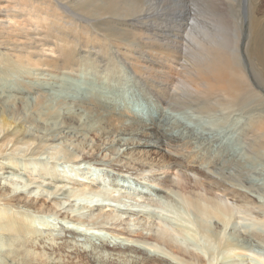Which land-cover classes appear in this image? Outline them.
Returning <instances> with one entry per match:
<instances>
[{
    "label": "bare ground",
    "instance_id": "bare-ground-1",
    "mask_svg": "<svg viewBox=\"0 0 264 264\" xmlns=\"http://www.w3.org/2000/svg\"><path fill=\"white\" fill-rule=\"evenodd\" d=\"M222 1L220 0V3ZM141 4V0H0V184L3 185L0 191L4 190V192L7 191L6 194H9L15 193V189H19L8 183V179L13 176L23 179L22 182L24 183L22 185L24 188L16 191L21 194H13L16 197L10 200L11 205L37 206L40 201L44 200L41 204L42 210L64 215L66 211L60 208L59 204L63 205L61 201L57 204L58 199L74 195L81 188H84L81 192L88 188L90 191L106 193L108 187H117L119 182L127 177L124 172L145 171L147 167H153L151 165H155L156 162L160 164L168 155L173 154L172 149H187L199 137L205 136L180 117L170 114L168 110L172 108H185V112L194 119L198 118L197 114L211 115L212 112L222 113L223 110L233 112L238 107H243L244 111L248 113L249 109L245 125L241 126L240 129L241 138L250 140L253 137L250 142L252 145L257 140L254 137L261 133L262 135L260 134L259 137H262L260 138L262 141L259 145L262 146V149L258 151L256 156L264 159V106L263 109L259 108L262 110L260 116L257 117V113L260 111L257 110V113L255 111V106L260 105L261 101L263 103L261 95L264 97V93L261 90V85L264 84V81L260 75L264 71L262 68L260 69V64L258 65L256 53L249 51L250 44L246 45L244 51L248 52L246 55L259 84L252 81L247 71V60L244 58L241 49L240 32H237L234 40H232L231 36L229 38L226 26L217 25V28L212 29L202 25L197 18L193 19L187 34L188 40L183 43L184 47L182 46L183 49L180 51L182 56H178L176 54L178 51L175 52L174 50L176 57L170 49L165 51L166 49L163 50L160 47L152 48L147 51V54L145 50L142 53L135 52V50L129 53L130 47L121 41L123 38L120 39L123 34L127 35L124 29L127 24L119 17L124 16L125 13H136L142 6ZM144 45L146 46V44ZM123 47L127 52L122 51ZM172 48H174L173 45ZM122 52L123 54H121ZM80 74L93 79L97 76L102 81L112 79L113 82L137 84L144 90L146 97H155L160 109H152V106L149 105L145 115L144 109L127 99L125 92L119 90L104 91L103 88L95 87L94 84L71 82V75ZM27 77H32L33 81L26 82ZM33 92L41 97L36 104H32L29 99ZM199 116L201 117V115ZM204 118L206 119V117ZM213 118L215 117L213 116ZM90 134L96 137L99 142L98 145H90L85 141V138ZM5 139H10V141L3 142ZM71 139L80 141L81 145L78 146L79 155L67 152L70 161L78 162L77 159L97 161L96 159L100 154L102 155L101 158L103 156L109 157V164L98 162V165L105 166L108 164L116 172L106 170L105 173L99 175L98 173L103 171V168H97L83 180L66 174L64 170H59V162L55 160L59 159L57 152L53 154L55 159L52 160V164L46 162L48 156L44 154L51 150L54 143ZM23 144L28 145L27 149H22L21 145ZM259 145L258 147L255 145L256 149L260 148ZM117 147L122 150L120 153L114 150ZM247 149L250 148L247 147ZM224 157L225 155H221L218 158L220 165L222 160L225 161ZM177 158H175L176 161ZM242 159L236 157L233 160L230 159L229 162L237 167L243 175V173L248 172L250 167L254 166L253 163L256 160L252 162L245 158ZM160 167L161 169L166 167L170 170V161L169 163H162ZM258 175L260 174L258 173ZM101 179L102 182H100ZM259 179L262 181L260 187L264 189V177H259ZM175 180L167 175L159 182L157 181V184L146 182L144 186L146 184L153 185L158 193L167 194L170 193V190L176 189L178 184ZM249 181L253 185L258 180L250 177ZM251 184L249 185L252 187ZM139 193L144 194L146 192L143 193V190H139ZM78 195L76 194L77 198H80L79 192ZM171 197L173 198V196ZM188 201L190 208L202 211L209 210L200 200H191L189 197ZM12 202L14 203L12 204ZM178 204L176 205L178 206ZM179 205L183 204L180 202ZM103 206L104 203L99 205L96 208L99 212L93 213L92 216V220L99 222V224L103 221L109 222L108 217H112L111 214L103 212L105 211ZM181 207L179 206L180 209ZM67 211L69 212V210ZM210 211L211 214L217 215L220 219L227 212L226 207H222L217 202L214 203V207H211ZM193 212L196 211L193 210ZM132 213L133 215L139 214L136 211ZM114 216L111 218V220L113 219L112 226L114 219L117 218ZM203 218L204 216L201 219L204 220ZM197 220L199 221L198 218ZM206 220L209 221L208 218ZM122 222L126 221L122 220L110 230L127 235L128 238L125 237V239L129 242L122 240L114 245L113 242H104L99 250L93 247L94 244L91 239L92 234L95 233L93 230V232H84L81 229L71 228L72 226L66 227L67 225L64 226V224L62 225V232L65 235L56 238L44 236L39 234L33 220L28 219L27 215L17 211H0V264L74 263L75 261H72L74 254L82 256L83 264H127L126 261L131 260V258H133V264H191V256L197 258V264L207 263L203 253L202 255L193 254L190 249L179 244L178 240L175 239L176 236H173V231L172 235H169L170 230L169 233L166 232V229L163 232L162 229L158 230L160 226L158 228L153 226L157 233L152 231L154 233L146 234L145 232L148 233L149 230H146L145 225V228L143 227L145 232L142 228H139L141 231H134L130 227L129 229L127 225L120 228V224H125ZM203 223L200 222L199 225ZM102 224L104 225V222ZM207 224L211 225V223ZM207 224L204 226L209 229ZM150 226L152 229V225ZM104 227L106 228V226ZM234 229L238 231L237 228ZM263 229H261V233H264ZM246 231L249 233L246 238L247 242L249 239L251 242L256 237L257 239L260 238L258 234L254 233V229L253 233L249 231V228ZM241 232L240 230L239 233L241 234ZM258 232L260 231L258 230ZM233 234H229L225 238L218 237L226 249L227 246L233 245L244 247V244L241 243L243 240L239 239L240 234L238 235L236 232V235ZM134 236L139 237V242L136 243V240L130 239ZM241 236L244 237V235ZM83 237L84 239H82ZM208 237L211 238L209 234ZM54 238L62 240L61 243H64L58 251L55 250L57 243L53 242ZM262 240L264 241V239ZM146 241L161 243L164 247L177 251L182 258L176 263L173 260L174 257L170 256L171 254L163 252V249L157 251V245L146 244ZM213 241L215 240L213 239ZM87 244L89 247L85 246ZM150 245H153V254ZM37 246L41 248V252L35 250ZM221 246L219 247L221 248ZM202 247L205 248L203 245ZM209 247L208 245L207 248ZM220 248L217 245L216 249ZM103 249L110 251L107 254L109 255L107 259L102 253ZM200 250L203 251V249ZM215 252L211 251L210 253ZM222 252L219 250V255ZM227 252H229L228 249ZM38 253L41 254L42 260L36 262L34 256ZM136 254H142V256Z\"/></svg>",
    "mask_w": 264,
    "mask_h": 264
},
{
    "label": "rangeland",
    "instance_id": "rangeland-1",
    "mask_svg": "<svg viewBox=\"0 0 264 264\" xmlns=\"http://www.w3.org/2000/svg\"><path fill=\"white\" fill-rule=\"evenodd\" d=\"M141 1H142V4H141L142 6H140L139 11H136V13L134 14L125 13L124 16L119 17L122 19L123 22L127 24L124 27L125 33H127V35L123 34L120 39L123 38L121 41L125 45L130 47L129 53H131L132 50H135V52L137 51L139 53H142V51L145 50L147 54V51H150L152 48H158V47L162 48L163 50L166 49L165 51H168L170 49L174 54L177 51L180 53V51H182L184 47L183 46L184 41L188 40L187 34L190 31L191 23L194 18H197L199 22L202 23V25L211 27L212 29L217 28V25L226 26V28H228L227 31H228L229 38L231 36L232 40H234V36L237 34V32H240L241 44H242L241 49H242V54L244 53L243 54V56H245L244 58L247 60L246 61L247 71L252 81L254 83L259 84L256 78V74L253 72L251 65L249 63L250 61L248 60V57L246 55L248 52L244 50H245L246 45L250 44L249 51L252 53H256V55L258 56V65L260 64L259 65L260 69L262 68V70L264 71V65H263L264 64V0H233V1L231 0L222 1L221 0L222 1L221 3H220V0H216V1L215 0H141ZM214 19L217 21L215 22ZM117 26H120V25H117ZM141 44L143 45L146 44V46L145 45L141 46ZM172 45L175 49L172 48ZM149 46L150 48H148ZM123 50L126 51L124 47L122 48V51ZM178 52L176 54L178 56H182L181 53L179 54ZM121 54H123V52ZM83 75L84 74L71 75L70 80L71 82L80 83V84L81 83L92 84V85L94 84L95 87H98L100 89L103 88L102 90L104 91L106 90L118 91L119 90L120 92H125L126 98L130 99L132 103H134V105L138 106L141 109H144L145 115H146V112H148L147 108L149 105L152 106L151 107L152 109L154 108L157 110L160 109V106L157 104L155 97L153 96L151 98L146 97L144 95V90L137 84L133 85V83L131 84L130 82L121 83L119 81L113 82L112 79L102 81L97 76L94 77L95 79H93V78H87L85 75L84 76ZM260 77L264 81V73H261ZM28 81H33L32 77H27L26 82ZM261 86H262L261 90L264 93V84H262ZM40 98H41L40 95H38L36 92H33V94H31V98L29 99L32 104H36L38 103ZM261 99L263 100V103L261 101L260 105L255 106L256 113L260 111L259 112L260 114L257 113V117L261 115L262 110L260 109H263V106H264L263 95H261ZM240 108H241V111H240ZM240 108L239 107L236 108L235 109L236 111H233V112L228 111V110H223L222 113L212 112L211 115L197 114L198 118H195L196 120L194 118H191V116L187 112H185L186 111L185 108H175V109L172 108L168 110L170 114L178 118L180 117V119L190 124V126L198 130L199 133L200 132L203 133L202 135L203 136L205 135L206 137L205 136L199 137L198 140L195 141L196 143L194 142L187 149H182V148L172 149L173 154L168 155L160 164L156 162L157 164L155 163V165H151L153 167H149V168L147 167L148 169L146 168L145 171H142V172L141 171H137V172L131 171L133 173L124 172L126 173L127 177L124 180L120 181L117 187H114V186L108 187V188L106 187L107 188L106 193H98L97 191L96 192L90 191L88 188H85V190H83L84 192L83 191L81 192V190L84 189V188H81L76 191L77 195H78V192L81 194L80 198H77L79 195L76 196V194L73 193L74 195L64 196L58 199L59 201L57 200V204H59L60 201L63 203V205L59 204V206H61L60 208H63V210H65L66 212H68L67 210H69L68 213L65 212L64 214L65 216L61 215V213L56 214L54 212L51 213L47 210H42L41 204L44 202V200L40 201L39 205L37 206L36 205L35 206L23 205V204H20L19 206L11 205L9 202L10 200L16 197V196L14 197V195L21 194L16 191L24 188L22 186L24 185V183L22 182L23 179H20L17 176L15 177L13 176L14 178L10 177L8 179V183H10V185L12 184L14 188L15 187L19 188V189H15L16 190L15 193L17 194H15L14 192L6 194L7 191L5 192L4 190L0 191V199H1L0 200V211H10V212L17 211L19 213H23L27 215L28 219L33 220V224L39 230V234L44 235V236L56 238V237H59V236L61 237L65 235L62 232V225L64 224H65L64 226L67 225L66 227L72 226L71 228L81 229V230H84V232L94 231L95 233L92 234V238H91L94 244L93 247L99 250L102 248V244L104 242H107V243L113 242L112 243L113 245L117 243L118 241H122V240L124 242H129L127 241V239H125V237L128 238L127 235L120 234L117 231L115 233L113 230H110L112 229L113 226H115L119 222L121 223V221L123 220L126 222H122L125 224H120L121 225V227L119 226L120 228H124V226L126 227L127 225L128 228L129 227L131 228V230L134 229V231H137V230L141 231V229L139 228H142V230L144 231L145 230L144 228L146 227V230H149L148 233L146 230H145L146 232L144 231L146 234H149L152 231L154 232L156 231L155 233H157V230H155L156 228L154 227L158 228L159 226H160L159 227L160 229L158 230L162 229V231L164 232L166 229V232L168 233L171 231L169 235H172V231H173V236L174 235L176 236L174 237L176 241L178 240L177 242L179 244H181L185 248L190 249L191 253L193 254L197 253V254L202 255L203 253V255H205L204 257H206L205 260L208 264H220V263L221 264H264V241L262 240L264 239V236H263L264 233L263 232L261 233V229L264 228V211H263L264 210V189L260 187L262 185L260 184L262 181L259 179V177L261 178L264 177V159H261L260 157L256 156L258 151L262 149V146L259 145L261 144L262 140L260 138L262 137H259L261 133H259V135L257 134L258 136L254 137V139L255 140L257 139V140L255 141L253 139V141L255 142L252 143V145H250V142L252 141L251 138L253 137H251L250 140H247L244 137L241 138L242 132L240 129L245 125V122L247 120L246 117L249 114V109L246 108L248 109V113H247L244 111L243 107H240ZM199 115H201V117ZM241 115L242 116L246 115V116L242 117ZM213 116L215 118H213ZM204 117H206V119ZM210 118L212 119L213 122L210 121L211 120ZM218 120L220 121L219 123H218ZM234 121L238 123L236 124ZM241 121L244 123H242ZM196 122L198 123L197 125H196ZM210 124L213 128L210 126ZM216 127L217 128L220 127V128L217 129ZM89 136L85 138V141L88 144L90 145L99 144L98 140L96 139L94 135L90 134ZM9 138H14V137H9ZM9 141L10 139H5L3 142L7 143ZM231 143L232 145H230ZM225 144L226 146H224ZM80 145H81V142L75 139L66 140V141L65 140L58 141L53 144V146L51 147V150H48L44 154L45 156H48V158H46V162H49V164H52V160L55 159V155L53 154L54 152H57L59 159H55V160H58L59 162L58 164L59 170L61 171L64 170L66 174L71 175L73 177H79V179L82 178L83 180H85L87 176H89L92 172L97 170V168H103V171L99 173L97 172L99 175L102 173H105L106 170H110L109 172H113V171L116 172V170H113L112 167L108 166L109 157L103 156L101 158L102 155L100 154H99L100 158L98 156L96 159L97 161L91 160V159H84V160L77 159L78 162L70 161V156L67 152L75 153L79 155L78 146ZM255 145L257 147L259 145L260 148L256 149ZM21 146H22V149H27L28 147L27 144H23ZM227 146H231V147L228 148ZM232 146L235 147V148L233 147L234 150L232 149ZM247 147L250 149H247ZM114 150L119 153L122 151L118 147L117 149H114ZM233 153L234 154L236 153V154L234 155ZM110 154H113V153H110ZM227 154L228 155L230 154V156H228ZM221 155H225L224 157L225 161L220 160L221 161V165H220V163L218 162L219 161L218 158H220ZM236 157L238 159L245 158L246 160H251L252 162L256 160L253 163L254 166L248 169V172H251L252 170L253 171L251 173L245 172L243 173V175H246V176H243L242 173L239 172L240 170L237 169V167L233 166L232 163L229 162L235 159ZM175 158H177V161L175 160ZM261 160L263 163L261 162ZM169 161H170V170L169 168H166V167L164 168L165 170L161 169L160 165L162 163H169ZM213 161L214 163H212ZM98 162L104 163V164L108 163V164H106L105 166H99ZM255 163L257 166L255 165ZM228 165L231 167H229ZM228 167L231 168L232 171ZM232 167L233 168L235 167V168L233 169ZM167 169H168V173H167ZM258 173L260 175H258ZM164 175L165 176L169 175V177L171 179L173 178V180L176 179L175 182H177L178 184L176 186L177 187L179 186V188L176 187V189L174 188L173 191L170 190V193H167V194H160L155 189V186L154 188H153V185L149 186L146 184L144 186V183L146 182L157 184V181L159 182L162 178L165 177ZM235 177L236 179H234ZM250 177L252 179L258 180L259 182L255 181L256 183H253L252 185L249 181ZM100 182H102V179ZM248 183L251 184L252 187ZM257 185L259 186L256 187ZM1 186L3 185L0 184V190H1ZM86 190L90 193H88ZM139 190H143V193L144 192L146 193L144 194L139 193ZM175 195L177 196L175 197ZM171 196H173V198ZM189 197L191 200L192 199L200 200V202H203V204L209 210L202 211L199 209L198 210L194 209L192 207L190 208L189 201H188ZM175 200L180 201L183 205H179L180 202L176 201L177 202L176 203ZM182 201H184L185 203ZM53 202L54 201H52V203ZM215 202H217L222 207H226L227 212L223 215L222 219H220L217 215H214L213 213L211 214L210 209L211 207H214ZM13 203L14 202H12V204ZM103 203H104L103 209H105V211L103 212H106L107 214H111L112 217L116 215L114 217H117L119 220L115 218L116 222L117 221L118 222L116 223L114 219V223L112 226L111 223L113 222V219L111 220L112 217H108L110 219L109 222L103 221L104 225L102 224L103 222L100 223L102 225V228H100L101 225L99 224V222L93 221L92 216L99 212V210H96V208L99 207V205L101 204L103 205ZM175 203L176 204L179 203L178 206ZM210 203L212 206L210 205ZM179 206L180 207L182 206L181 207L182 210L179 208ZM187 208H190V209L188 210ZM193 210L196 212H193ZM135 211L139 214L133 215L132 212H135ZM201 211L204 213H202ZM207 211H209L210 214H208L209 212ZM206 215L207 216L210 215V216L207 217ZM199 216L201 217L199 218ZM202 216H204L203 218L204 220L201 219ZM73 217H75V219H78V220H74ZM206 217L208 218L209 221L206 220L207 219ZM216 217H218L219 219ZM105 218H106V215H105ZM197 218L199 219V221L197 220ZM106 222H108L109 224ZM200 222L201 223L204 222L205 224L211 223V225L207 224L209 226V229H208V227L205 228L206 226H204L205 225L204 223L202 225H199ZM150 225H152V227L154 226L152 228L153 230L150 228L151 227ZM104 226H106L107 229ZM202 226H204V228H202ZM89 228H90V231H89ZM147 228H150L151 230ZM234 228H237L236 230L238 231H235ZM248 228H249V231H252V233L254 229V233L258 234L260 238L257 239L256 237L255 240L254 241L251 240V242L249 239L247 242L246 238L248 237L247 235L249 233H247L246 229ZM251 228L252 230H250ZM255 228H257L260 232H258V230ZM240 230L242 231L241 234L239 233ZM220 231L222 232V234ZM235 232L237 234L238 233L240 234V235L238 234L239 239L241 238L240 240L241 241L243 240L241 243L244 244V247H238L236 245L227 246V249L229 251L227 252L226 247L221 243L220 238L218 236L225 238V236H228L229 234L236 235ZM208 234L209 236H211V238L208 237ZM241 235H244V237ZM206 237L208 239L210 238L211 241H213V239L215 241L211 242L210 239L208 240ZM55 238L53 242L57 243L55 250L58 251L64 245V243H61L62 240L55 239ZM82 239H84V237ZM130 239L136 240V243L139 242L140 240L139 237L137 236L130 237ZM180 240L182 241L180 242ZM206 240L207 242H204ZM84 241H81V242L84 243ZM147 243H153L157 245L156 247L157 251H161L163 249L162 250L163 252H166L169 255L171 254L170 256L174 257L173 260L176 263H178L179 259L182 258V256L177 251L171 248L169 249L167 247H164L161 243L157 244L156 241H153V242L146 241V244ZM208 243H211V244H208ZM202 245L205 248H203ZM208 245L213 248H210V247H209L210 249L207 248ZM215 245H216V248H217V245H218V248H220L219 246L222 245L221 246L222 249L220 248L217 250L216 248H214ZM85 246L89 247V244ZM152 246L153 245H150L151 249H152ZM247 247H250L251 249ZM200 249H203V251ZM35 250L41 252V248L38 246L35 248ZM207 250L209 253L207 252ZM219 250L220 252L223 251L222 253H220V255L218 253ZM211 251L212 252L216 251V252L210 253ZM163 252H161V254H164ZM102 253L105 254L104 258L107 259L109 257V255L107 254L110 253V251L109 250L105 251L103 249ZM151 253L152 254L154 253V249H152ZM136 255L142 256V254H136ZM192 257L193 256H191V262L195 263L196 261L195 264H197L198 262L197 258H192ZM34 259L36 262L41 261L42 260L41 254L40 253L35 254ZM186 260H189V259L187 258ZM72 261H75V262L74 263H64V264H83L82 256L80 254H74ZM126 262L127 264H133V258H131V260H127ZM40 264H43V263L40 262Z\"/></svg>",
    "mask_w": 264,
    "mask_h": 264
}]
</instances>
